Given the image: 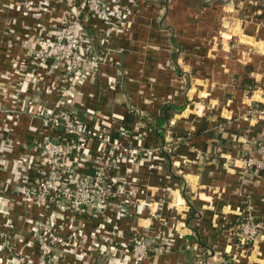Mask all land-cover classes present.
Wrapping results in <instances>:
<instances>
[{"label":"crops","instance_id":"0c3cea01","mask_svg":"<svg viewBox=\"0 0 264 264\" xmlns=\"http://www.w3.org/2000/svg\"><path fill=\"white\" fill-rule=\"evenodd\" d=\"M153 1L136 16L132 39H116L99 78L81 88L86 108L104 126L120 122L144 133L145 146L160 148V168L142 167L130 187L134 203L119 221L121 238L128 242L149 226L173 233V249L145 264H264V168L239 163L245 157L258 162L254 142L264 135V116L256 112L264 109V0ZM48 20L0 12L1 125L10 112L1 88L48 103L30 78L20 87L12 65L42 47L35 26ZM86 26L88 35L98 34L100 23ZM22 112L11 133L23 144L40 124ZM93 119L85 115L88 125ZM23 153L17 144L12 158ZM22 214L21 207L13 211L7 245L34 256V246L24 243L31 238ZM249 217L263 230L254 243L238 247L235 225ZM95 258L85 260L95 264Z\"/></svg>","mask_w":264,"mask_h":264},{"label":"built area","instance_id":"2783aa9c","mask_svg":"<svg viewBox=\"0 0 264 264\" xmlns=\"http://www.w3.org/2000/svg\"><path fill=\"white\" fill-rule=\"evenodd\" d=\"M153 0H0L2 10L47 22L36 25L42 47L28 50L13 63L22 87L27 78L45 95L47 104L21 100L18 94L2 96L9 108L0 124V264H145L151 255L173 249V233L155 227L139 230L128 242L121 238L119 221L129 214L134 200L132 185L138 172L159 169V146H145L144 133L129 130L120 122L106 127L93 110L86 108L81 88L95 82L108 65L119 38L132 39L131 26ZM100 23L97 35H88L86 23ZM8 79V74L2 75ZM14 89V88H12ZM20 110V111H19ZM23 111V112H22ZM26 113L38 128L29 142L13 139L18 114ZM258 117L264 109L257 110ZM97 113V112H96ZM94 116L92 123L85 115ZM136 130V131H135ZM259 157L239 159L241 166L264 168V135L254 142ZM24 153L12 158L15 147ZM36 157V159H35ZM87 172L92 173L88 175ZM6 173V177H3ZM146 205V203H145ZM23 208L34 246L30 256L7 245V230L14 226L13 211ZM154 220L162 224L161 217ZM238 247L254 243L262 224L250 217L235 225ZM63 255L70 256L65 259Z\"/></svg>","mask_w":264,"mask_h":264},{"label":"trees","instance_id":"16d2710c","mask_svg":"<svg viewBox=\"0 0 264 264\" xmlns=\"http://www.w3.org/2000/svg\"><path fill=\"white\" fill-rule=\"evenodd\" d=\"M159 120H160V119H159ZM159 120H158L157 126H159L158 124H160V121H159ZM195 215H196V212H195L194 208L191 206V207H190L189 218L192 219V218L195 217Z\"/></svg>","mask_w":264,"mask_h":264}]
</instances>
